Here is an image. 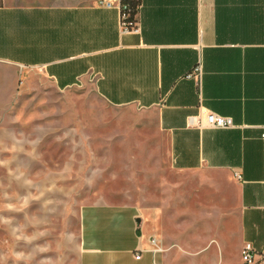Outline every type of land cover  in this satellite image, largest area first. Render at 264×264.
I'll use <instances>...</instances> for the list:
<instances>
[{
  "label": "crops",
  "instance_id": "crops-1",
  "mask_svg": "<svg viewBox=\"0 0 264 264\" xmlns=\"http://www.w3.org/2000/svg\"><path fill=\"white\" fill-rule=\"evenodd\" d=\"M101 1L0 0V113H14V95L4 92L17 69L41 70L59 91L91 85L113 107L151 112L175 171L231 176L234 250L251 243L261 251L264 0H140L131 33L121 30L117 0ZM198 66L200 79L188 78ZM207 112L234 127L189 125ZM80 220L79 264H162L135 206L89 204Z\"/></svg>",
  "mask_w": 264,
  "mask_h": 264
},
{
  "label": "rangeland",
  "instance_id": "rangeland-1",
  "mask_svg": "<svg viewBox=\"0 0 264 264\" xmlns=\"http://www.w3.org/2000/svg\"><path fill=\"white\" fill-rule=\"evenodd\" d=\"M4 93L0 264H79L81 211L95 203L138 208L162 264H243L233 179L175 171L154 114L113 107L91 85L59 91L41 70H15Z\"/></svg>",
  "mask_w": 264,
  "mask_h": 264
},
{
  "label": "built area",
  "instance_id": "built-area-1",
  "mask_svg": "<svg viewBox=\"0 0 264 264\" xmlns=\"http://www.w3.org/2000/svg\"><path fill=\"white\" fill-rule=\"evenodd\" d=\"M128 1L130 0H117L121 13V30L123 33L138 31L137 24L127 20V14L125 11L128 9ZM99 4L106 7H110L112 5L110 2L103 0L99 2ZM201 74L202 69L200 66H198L187 77L200 79ZM189 125L198 129H230L234 127V122L232 118L224 117L212 112H207L203 115L200 114L198 116L189 118ZM261 138L264 141V128L262 129ZM151 243L155 247V254L162 252V248L159 246L156 238H152ZM241 260L243 264H264V248L261 251H257L251 243H245L241 249Z\"/></svg>",
  "mask_w": 264,
  "mask_h": 264
},
{
  "label": "trees",
  "instance_id": "trees-1",
  "mask_svg": "<svg viewBox=\"0 0 264 264\" xmlns=\"http://www.w3.org/2000/svg\"><path fill=\"white\" fill-rule=\"evenodd\" d=\"M127 5L128 9L127 11H125V13L127 14V20L136 23L135 16L140 5V0H130L127 2Z\"/></svg>",
  "mask_w": 264,
  "mask_h": 264
}]
</instances>
